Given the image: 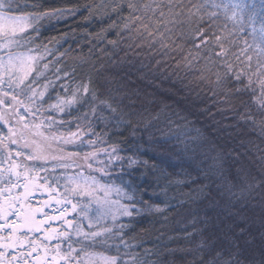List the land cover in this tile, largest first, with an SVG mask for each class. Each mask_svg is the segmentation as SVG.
<instances>
[{
    "label": "snow or ice",
    "instance_id": "obj_1",
    "mask_svg": "<svg viewBox=\"0 0 264 264\" xmlns=\"http://www.w3.org/2000/svg\"><path fill=\"white\" fill-rule=\"evenodd\" d=\"M77 14L98 23L95 32L82 30L87 55L37 43L44 21ZM246 28L252 43L241 45L234 37ZM119 52L118 63L136 68L148 87L173 96L179 86L186 93L181 99L195 92L194 100L211 101L216 113L210 115L221 120L209 135L224 139L213 143L206 170L170 179L141 158L137 129L119 107L123 96L110 86L115 78L105 75L104 63L97 67ZM166 83L172 87L163 88ZM170 107L159 103L155 116L145 107L151 119L139 114L144 129ZM228 119L235 123L221 124ZM242 124L264 137V3L88 0L47 8L41 0H0V264H156L147 250H134L135 222L169 210V188L197 180L209 181L196 189L197 199L208 201L214 215L200 221L198 260L190 264H264V195L256 200V189L264 192V156L257 157L258 178L243 165L246 151L227 148L233 133L224 132ZM146 168L163 184L151 195H162L164 207L144 199L149 185L135 176Z\"/></svg>",
    "mask_w": 264,
    "mask_h": 264
},
{
    "label": "trees",
    "instance_id": "obj_2",
    "mask_svg": "<svg viewBox=\"0 0 264 264\" xmlns=\"http://www.w3.org/2000/svg\"><path fill=\"white\" fill-rule=\"evenodd\" d=\"M41 2L47 8H71L78 4H85L88 0H41ZM261 3H264V0H255L258 7ZM81 14L86 15L83 10H81ZM81 14L72 18L59 20L52 18L44 21L40 27V37L37 43L43 42L50 48H58L60 52L71 47L73 51L69 54L70 56L87 55L88 38L83 35L82 30L88 29L95 32L98 30V23L95 20L82 21ZM250 32L251 29L246 28L244 33L234 38L241 45H243L244 40L251 44ZM65 34H67L66 39H61ZM107 51L113 52L110 47ZM95 54L103 55L99 49L95 50ZM122 57H124V52L113 55L111 60L104 57L97 63V67H99V63H104L110 69L105 75L115 78L110 86L118 89V98L123 96L122 104L119 107L123 109L124 119L131 120L137 129L136 139L143 145L139 150L141 158L147 160L149 165L155 164L169 173L170 179L177 178L178 174L182 176L184 172L195 177L198 175L197 167L206 170L207 166L212 163L211 156L216 154L211 151L213 143L219 146L224 139L221 137L220 140L214 141V138L209 135L211 128L217 126L213 121L221 120L218 114L210 115V113H216L215 108L209 107L211 101L208 99L194 100L195 92L188 96L187 100L181 99L186 93L180 91L179 86L174 89L175 95L173 96L148 87L145 82L138 79L140 73L137 72L136 68L118 63ZM159 58V56L156 57V59ZM112 61H117V64L113 65ZM144 62L147 63V60ZM180 75L183 76L184 73L181 72ZM120 84L125 86L120 88ZM171 87L170 83L163 85L165 89ZM136 90H139V95L136 94ZM150 92L155 95H147ZM201 95L203 96V93ZM153 99L158 101L157 105L149 104V101ZM159 103L168 104L171 107L165 109L158 120H152L151 126L145 130L139 114H143L144 118L151 119L144 108H150L152 116H155L156 112L159 111ZM206 107L209 108L208 112L197 111ZM169 113L172 114L169 115ZM226 115H231V113ZM234 123L235 121L232 119L221 121V124ZM224 132L225 137L228 132L233 133L232 142L227 144V148L237 146V151H246V156L241 155L243 165L246 169L251 168L252 173L259 178L260 173L256 165L261 164L257 157L264 156V137L258 135V130L253 131L243 124L240 125L239 129L229 128ZM124 135H128V133H124ZM241 140L246 142L243 146L238 145ZM249 140L252 141V145L247 143ZM131 142L132 138H129V143ZM156 174L152 168L141 169L137 172L135 179L142 187L149 185L148 194L144 196L145 200L164 207L162 195H151L153 191L159 194L160 187L163 186L162 183L157 186L154 179ZM208 183L207 180H197L195 184L169 188L167 203L173 207L163 213H146L137 218L134 231L130 233L131 236L135 237L132 242L139 245L134 250L141 253L147 250L146 259L154 261L156 264H190V262H196L198 260L197 246L201 241V235L197 234L196 230L203 226L200 221L205 214L214 215L211 211H207L208 201L198 202L196 189L200 185ZM214 188L215 185H213ZM256 192L260 194L256 197L258 201L264 192H261V189H256ZM212 195L215 199H220L215 191ZM194 221L196 222L194 223ZM258 228L259 223L257 222L253 229L256 235H258ZM189 234L192 235L189 236ZM254 259L258 260L260 257L256 256Z\"/></svg>",
    "mask_w": 264,
    "mask_h": 264
},
{
    "label": "rangeland",
    "instance_id": "obj_3",
    "mask_svg": "<svg viewBox=\"0 0 264 264\" xmlns=\"http://www.w3.org/2000/svg\"><path fill=\"white\" fill-rule=\"evenodd\" d=\"M248 3H255V0H247Z\"/></svg>",
    "mask_w": 264,
    "mask_h": 264
}]
</instances>
